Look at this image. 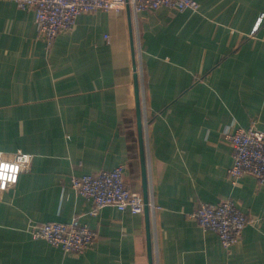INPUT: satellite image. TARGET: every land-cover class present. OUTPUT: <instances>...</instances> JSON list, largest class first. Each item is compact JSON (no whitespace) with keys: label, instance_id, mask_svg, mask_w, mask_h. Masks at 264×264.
Returning a JSON list of instances; mask_svg holds the SVG:
<instances>
[{"label":"crops","instance_id":"1","mask_svg":"<svg viewBox=\"0 0 264 264\" xmlns=\"http://www.w3.org/2000/svg\"><path fill=\"white\" fill-rule=\"evenodd\" d=\"M197 1L81 13L47 47L33 10L0 0V151L32 154L0 190V264H264V181L231 182L224 137L264 130V0ZM123 163L128 188L146 187L147 210L91 213L69 176ZM222 199L251 220L229 249L188 215ZM75 216L97 233L77 254L28 231Z\"/></svg>","mask_w":264,"mask_h":264},{"label":"built area","instance_id":"2","mask_svg":"<svg viewBox=\"0 0 264 264\" xmlns=\"http://www.w3.org/2000/svg\"><path fill=\"white\" fill-rule=\"evenodd\" d=\"M23 10H33L37 36L47 47L55 37L71 30L81 13L120 11L130 7L134 12L151 11L160 6L182 11L197 10V0H12ZM263 18L261 14L256 23ZM107 38V35H105ZM224 137L232 147L233 162L227 172L232 183L243 174L254 176L261 184L264 181V130L252 123L248 127H238L234 131H224ZM32 154L20 150L4 153L0 151V190L14 185L22 171L29 168ZM126 164L111 169H101L94 173L70 175L71 188L92 202L95 213L105 205L131 213L144 210L141 193L130 190L125 183ZM189 217L203 229L215 231L225 249H229L241 238L243 228L251 221L231 199L216 203L200 202L189 213ZM33 239H44L53 247L77 254L89 247L97 233L75 216L68 222H34L28 227Z\"/></svg>","mask_w":264,"mask_h":264},{"label":"water","instance_id":"3","mask_svg":"<svg viewBox=\"0 0 264 264\" xmlns=\"http://www.w3.org/2000/svg\"><path fill=\"white\" fill-rule=\"evenodd\" d=\"M134 81H135L136 97H137L138 86H137V76H136V74H134ZM136 111H137L138 133H139V137L141 139L142 138V128H141V117H140V103H139L138 98L136 99ZM141 155H142V147H141ZM145 175H146L145 174V169L143 168V179H144V181H146ZM143 199H144V209L147 210L148 198H147L146 187L144 189Z\"/></svg>","mask_w":264,"mask_h":264},{"label":"rangeland","instance_id":"4","mask_svg":"<svg viewBox=\"0 0 264 264\" xmlns=\"http://www.w3.org/2000/svg\"><path fill=\"white\" fill-rule=\"evenodd\" d=\"M140 74H142V67L139 65V67H137V82L139 83L141 80H140V77H141V75ZM138 86H139V84H138ZM139 102H140V104H141V101H142V97H141V95L139 96Z\"/></svg>","mask_w":264,"mask_h":264}]
</instances>
